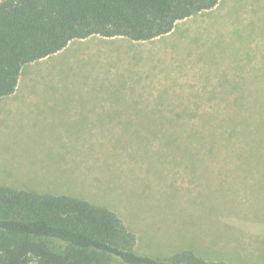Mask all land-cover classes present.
Masks as SVG:
<instances>
[{
	"label": "rangeland",
	"instance_id": "374dc122",
	"mask_svg": "<svg viewBox=\"0 0 264 264\" xmlns=\"http://www.w3.org/2000/svg\"><path fill=\"white\" fill-rule=\"evenodd\" d=\"M104 40L23 67L0 99V184L86 193L129 217L143 253L264 264V143L246 131L264 134V0ZM202 129V143L174 138Z\"/></svg>",
	"mask_w": 264,
	"mask_h": 264
},
{
	"label": "trees",
	"instance_id": "16d2710c",
	"mask_svg": "<svg viewBox=\"0 0 264 264\" xmlns=\"http://www.w3.org/2000/svg\"><path fill=\"white\" fill-rule=\"evenodd\" d=\"M218 2L0 0V99L16 91L25 65L61 51L75 39L101 35L150 40ZM249 121L242 123L247 126ZM262 121H255L256 129ZM232 130L238 132L236 125ZM205 131L193 130L174 138L198 144L209 137ZM246 131L260 143L256 145L264 143V134ZM261 148L258 153L263 152ZM80 195L81 191H35L0 184V264H111L115 260L125 264H229L180 245L165 256L140 252L139 237L126 221L127 215L92 202L86 193Z\"/></svg>",
	"mask_w": 264,
	"mask_h": 264
},
{
	"label": "crops",
	"instance_id": "0c3cea01",
	"mask_svg": "<svg viewBox=\"0 0 264 264\" xmlns=\"http://www.w3.org/2000/svg\"><path fill=\"white\" fill-rule=\"evenodd\" d=\"M98 39V40H100V39H105L104 41L106 42V41H109V42H116V41H119L118 39H123V40H125V41H127V42H138V41H135V40H131V39H129V38H127V37H125V36H113V37H105V36H101V35H92V36H89V37H87V38H83V39H80V40H84V41H90V42H93V41H98V40H95V39ZM147 41V40H146ZM111 49H114V48H111ZM129 49L130 48H125V51H129ZM115 50V49H114ZM117 52H122L120 49H118L117 50ZM94 63L95 62H89L88 64H91L92 66H94ZM25 108H31V107H29V106H27V107H25ZM61 110V109H60ZM60 112H62V113H71V114H73L74 112H76V110H71V109H62ZM52 117H53V115H51Z\"/></svg>",
	"mask_w": 264,
	"mask_h": 264
}]
</instances>
